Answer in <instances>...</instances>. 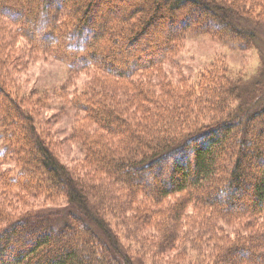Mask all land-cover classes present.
I'll list each match as a JSON object with an SVG mask.
<instances>
[{
  "label": "trees",
  "instance_id": "16d2710c",
  "mask_svg": "<svg viewBox=\"0 0 264 264\" xmlns=\"http://www.w3.org/2000/svg\"><path fill=\"white\" fill-rule=\"evenodd\" d=\"M0 18L35 50L67 61L72 68L77 63L97 66L108 76L133 83L137 81L133 76L156 70L178 54L188 35L250 49L258 38L254 28L264 24V0H0ZM151 29L159 34L147 38L146 51L127 55L123 47L137 46ZM71 37L74 41H66ZM71 46L75 51L84 49V56L71 52ZM222 68L220 63L214 67L220 89L207 95L212 101L207 112L194 115L195 102L178 103L173 107L176 115L156 120L147 134L118 109L83 100L79 109L87 117L91 114L101 131L119 135L125 127L130 130L124 148L96 150L95 142L90 144L92 150L86 148V163L94 167L98 184L88 172L76 175L59 163L49 139L39 136L33 116L0 82V160L13 154L16 163L8 187L17 196L32 199L41 191L48 203L64 200L74 210L66 218L55 206H25L13 217L0 214V264H131L121 258L103 209H115L118 198L120 211H133L146 201L156 206L173 196H179L175 204L156 221L160 228L153 233V248L143 250L151 258L161 250L178 251L170 264H201V256L208 257V264H264V138L255 148L244 150L254 131L245 123L263 124L257 117L264 114V107L249 110L245 89L218 78ZM237 101L244 109L229 113L228 106ZM256 135L261 136L259 131ZM246 194L250 204L243 203ZM190 207L207 213L208 226L199 233L211 239L218 235L220 219L248 216L252 222L260 218L262 222L252 224L240 240L216 250L212 261L195 245L189 251L178 250V224L180 217L186 221ZM153 216L138 213L129 235L138 240L139 221ZM238 252L241 255L233 257Z\"/></svg>",
  "mask_w": 264,
  "mask_h": 264
},
{
  "label": "rangeland",
  "instance_id": "374dc122",
  "mask_svg": "<svg viewBox=\"0 0 264 264\" xmlns=\"http://www.w3.org/2000/svg\"><path fill=\"white\" fill-rule=\"evenodd\" d=\"M66 18L68 19L67 16ZM167 28L173 29L170 26ZM254 30L257 33V41L253 47L246 50L235 49L230 42L216 40L209 36L188 35L182 42L178 54L169 57L156 70L141 73L138 77L133 76L132 78L137 81L130 83L129 80H117L104 74L97 66L83 67V64L77 63L75 68H72L67 61L56 59L53 55L39 49L35 50L29 42L17 35L14 26L6 19L0 18V82L33 116L39 136L49 139L47 143L59 163L76 175L81 176L88 172L89 179L93 180L94 184H98L99 176L95 178L94 167L86 163L88 154L86 148L92 150L90 144L93 142L97 144L96 150L97 148L106 149V147L124 148L130 130L125 127L119 135H110L108 132L101 131L92 122V115L87 117L86 112L79 109L83 100L89 99L91 102L118 109L122 117L129 121L133 120L134 124H132L137 127V130L147 134V130L152 128L156 120L176 115L173 107L178 103L195 102L198 108L193 109L194 115L207 112L212 103L207 95H215L220 89L217 77L213 74L215 65L220 63L224 68L218 78L228 79L238 88H244V92L247 93L244 103L250 104L249 110L259 112L264 107V24ZM158 34L155 29H151L145 33L137 46L125 45L123 50L127 55L136 52L142 55L146 51L147 38L152 39ZM66 41H74V38H67ZM70 51L80 56L85 54L84 49L75 51L72 46ZM202 79L204 80L201 83ZM155 100L161 103L159 107L151 104ZM228 108L229 113L241 112L244 109L238 101L232 103V106L229 105ZM257 118L263 122L264 114ZM245 128L254 129L250 136V140L253 141L244 145V150H251L259 141H262L260 139L264 138V123L256 124V127L252 122L248 125L245 123ZM255 131H259L261 136H257ZM251 162L253 165L254 161ZM15 164L13 154L0 160V204L4 205L0 214L5 213L13 217L23 212L25 206L27 209L37 206L39 208L55 206L63 211L64 218L67 213L74 211L70 205L65 204L64 200H60L58 204L48 203L41 191L38 193L39 197L35 199L15 195L14 188L8 187V179L16 173ZM151 166L154 168L153 172H156L157 167ZM225 168H228L227 163ZM109 190L117 193L112 188ZM178 197L167 198L156 206L146 201L140 209L133 208V211L128 208L120 211L117 208L118 198V202L114 204L115 209L107 207L103 209L104 223L110 235L115 237L122 259L131 260V264H170L171 260L178 255V251L164 252L159 249L160 251L157 250L155 256L151 258L149 253L143 250L146 247L153 248L151 245V242L155 240L153 233H157L160 228V226L157 227L156 221L168 207L175 204ZM244 199L243 203L250 204L248 196ZM158 209L161 210L157 213ZM144 212L154 216L150 219L142 218L139 221L141 227H137L138 240H134V236L128 233L129 225L135 222L138 213ZM186 212V221L180 217L178 224V250L189 251L190 246L195 245L204 251L203 255L210 256L212 261H214L216 250L230 244L234 239L240 240V235L249 234L252 224L262 222L261 218L252 222L248 216L220 219L221 224L216 227L218 235L211 239L204 233H199L208 226L207 213L192 207ZM148 231L152 232L149 236L146 235ZM249 250L252 251L251 248ZM210 252L213 254L209 255ZM239 255H241L240 252L233 257L238 258ZM207 258L201 256V264L210 263ZM216 260L217 258L215 262Z\"/></svg>",
  "mask_w": 264,
  "mask_h": 264
}]
</instances>
